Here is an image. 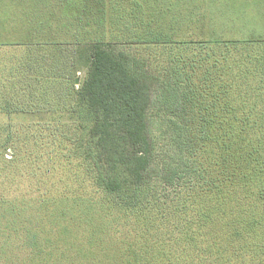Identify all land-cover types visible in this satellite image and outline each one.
<instances>
[{
  "label": "trees",
  "instance_id": "1",
  "mask_svg": "<svg viewBox=\"0 0 264 264\" xmlns=\"http://www.w3.org/2000/svg\"><path fill=\"white\" fill-rule=\"evenodd\" d=\"M48 2L21 27L28 39L0 41V115L9 119L0 123V211L13 203L5 222L0 212V264H20L27 248L40 242L30 223L34 207L84 201L107 208V217L116 210L107 224L129 226L130 218L143 217L144 241L137 234L126 238L129 264H163L172 256L181 262L186 253L212 264H264V38L184 40L188 23L191 30L207 14L194 5L188 13L183 0ZM72 47L88 75L71 86L57 52ZM60 88L73 105L69 112L80 114L79 125L12 121L16 114L25 118L61 106ZM154 101L182 152L159 166L160 181L175 189L190 169L198 186L182 205L188 217L172 224L180 237L160 249L161 241L146 234L164 228L166 214L145 201L154 164ZM253 116L261 122L252 131L245 121ZM69 166L80 167L83 176L76 178L98 190L60 187L56 173Z\"/></svg>",
  "mask_w": 264,
  "mask_h": 264
},
{
  "label": "rangeland",
  "instance_id": "2",
  "mask_svg": "<svg viewBox=\"0 0 264 264\" xmlns=\"http://www.w3.org/2000/svg\"><path fill=\"white\" fill-rule=\"evenodd\" d=\"M48 1L50 0H0V41L28 39L31 35H26L24 29H21V27L25 24L27 26L33 23L32 15L34 13L45 12L47 10L46 4L49 3ZM52 1L56 3V0ZM183 1L188 3L185 7L188 13L191 11V5H194L196 7L195 11L199 13L203 11L204 15L205 13L207 14L206 17L202 16V19H197L201 20L197 24H195L197 21L195 20L191 30L188 23L189 29L186 30V34L182 38L184 40H244L252 36L264 38V0H200L202 4H200L199 8H197L199 0ZM189 17L187 15V22ZM205 20L208 21L207 25L205 24ZM110 30L111 28H109L108 33H110ZM130 51L136 52L135 49H130ZM48 54L51 56L49 52ZM76 54L75 47L60 49L57 52V60H60L59 63L57 62L59 68L62 69V66L66 67L69 70L66 72H70V76H65V79H69L65 84L71 86L75 78L77 82L82 84L88 75V68L82 63H79ZM71 68L72 70H70ZM76 68L77 71H73ZM255 79L253 74L249 76V82H253L252 80L255 81ZM158 89V85L155 84L153 87L154 98L157 95ZM58 91L60 93L58 96L61 95L59 99L62 103L61 106H56L57 108L55 109L49 108L46 113L36 111L37 115H30L25 118L19 117L16 114V116L12 117V121L16 122L17 126H21V122H37L36 118H38V122L49 121L53 118L56 120V123H59L60 119H62L61 123H72L75 121L74 126L79 125L80 114L77 115V113L69 112V107L73 105L66 100V89L62 90L60 88ZM155 102H153L150 110L151 123L149 126L155 143L153 155L154 164L150 173L151 177H149L151 182L148 181L145 187V190L148 191V199L145 201L150 205V208H155L154 210L166 209V214L165 217L163 216L165 221L164 228L156 227L154 228L156 232L152 229L154 236L150 237L148 230L146 234L149 238H156V242L158 240L161 241L160 244H156V248L160 249L163 246H167L166 244L168 242H173L174 237H180L177 230L172 232V229L174 230L172 224L177 220L188 217L190 212H185L186 210L182 208V205L190 193L193 195L195 191L197 192L198 186L192 182V177L195 176L194 173L191 174L190 169L186 172L184 179L174 185L175 189L172 186L170 188L168 184H163L160 181L161 177L158 176L157 172L159 171V166L173 161L174 157L178 159L182 152H179L178 147L172 141L171 136L173 133L171 126H166L163 121L167 116L164 112L159 113ZM76 109L80 112L81 107ZM255 117L253 116L248 121H245L246 126H255L261 122V119H255ZM41 119L43 121H39ZM7 120L9 119L6 115H0V123L6 122ZM237 125L242 126L240 123H237ZM251 129L252 131L254 130L252 127ZM7 154H10V152ZM72 161L78 164V159H73ZM69 168L71 169L65 172L56 173L58 176L54 180L58 182L60 187L68 185L72 188L79 186L88 188L93 192H95V189L98 190L90 181L85 179L86 182L80 183L76 178L79 173L80 176H83V172L79 170L80 167L69 166ZM96 196L102 197V194L100 195L99 193ZM235 202L237 201H233L232 203ZM91 204H94V202L84 201L81 204H77V206H57L51 207L50 209L41 207L39 210L34 207L35 213L30 223L34 227V230L40 233L41 240L38 244L30 245L27 248L29 256L23 258L20 264H129L128 259L131 258L129 256L131 245L127 242L126 238H128L127 235L131 234L135 236L137 234L138 238H142L140 242L142 243L144 241L143 237L146 235L142 234V228L145 227L143 217H141L143 221H138L133 217L130 218L128 222L129 226L118 223L107 224L105 221H110V218L113 217L116 218L118 212L112 210V213H115V215L113 214L107 217V208ZM12 205L13 203L9 202V206L4 205L0 211L4 213L3 216H7L4 220L2 219L4 222L8 218L10 208L13 207ZM24 205L23 202L18 203L20 207ZM86 205L89 206L86 207ZM16 209L20 217L19 220L22 221V214L17 206ZM263 209L264 205L261 206L259 211L262 212ZM63 212L66 215H63ZM152 214H155V212H152ZM157 217L163 220L161 215H157ZM24 223L27 224V222ZM31 232L34 233V231ZM181 240L186 245L184 239ZM177 244H175L176 251L181 247V245ZM162 251L164 252V250ZM183 251L184 249H181V253ZM28 253L26 252L25 256ZM183 255L185 258L181 262L175 260L178 258L176 256L171 257V262H164V259H159L158 262H164L163 264H188L187 261L190 264H204L207 262V259L202 254H197L193 259L189 257L188 253ZM207 263L212 264L210 262Z\"/></svg>",
  "mask_w": 264,
  "mask_h": 264
}]
</instances>
